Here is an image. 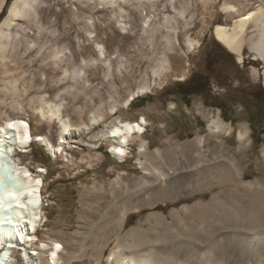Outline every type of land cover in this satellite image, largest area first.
<instances>
[{"label":"rangeland","instance_id":"obj_1","mask_svg":"<svg viewBox=\"0 0 264 264\" xmlns=\"http://www.w3.org/2000/svg\"><path fill=\"white\" fill-rule=\"evenodd\" d=\"M12 2L5 0L0 24ZM257 3L46 0L41 4L40 21L52 25L54 20L56 44L65 48L63 62L57 64L48 56L54 39L45 42L41 51L38 46L10 47L9 55L0 61V123L8 117H24L34 134L56 144L60 123L43 117L36 108L39 104L59 105L74 125L87 124L97 114L104 120L89 133L77 135L56 156L37 141L26 152L16 154L30 168L43 169L41 194L46 217L37 228L36 245L38 239L60 242V264L71 252L75 254L72 264H114L107 258L120 246L127 252L153 250L162 256L173 249V257L183 258L182 243L201 241L192 229L199 224L196 202L214 198L219 203L224 199L217 210L221 213L239 201L240 192L247 198L236 204L248 208L249 198L256 199L258 190L246 182L259 179L264 184V61L244 44L239 62L217 40L214 30L217 24H233V16L224 12L223 4L235 5L245 13ZM253 29L249 28V35L256 32ZM142 87L148 91L136 94L124 106L130 94ZM113 106L117 107L115 112ZM217 115L232 126L231 135L215 138L209 131L208 121ZM142 117L146 119L145 131L129 142L126 156L118 158L102 131L119 120ZM241 124L248 126L245 148L237 139ZM198 136L204 139L201 156H197L198 146L193 141ZM142 143L145 154L139 153ZM220 147L235 155L245 173L244 186L232 195L227 183L219 182L217 164L223 159H215L214 150ZM149 152L156 154L157 164L174 159L181 164L167 190L153 191L151 199L150 191H143L139 199L126 200L128 211L120 226L117 217L127 195L117 190L121 183L132 186L145 176L140 161H151ZM198 157L205 162H199ZM129 230H134L137 241L124 246ZM218 254L226 256L218 259L219 264H245L238 256L233 259L228 249ZM15 255L16 260L20 258ZM37 256L40 264L48 263V251ZM18 260L13 264H21Z\"/></svg>","mask_w":264,"mask_h":264},{"label":"bare ground","instance_id":"obj_2","mask_svg":"<svg viewBox=\"0 0 264 264\" xmlns=\"http://www.w3.org/2000/svg\"><path fill=\"white\" fill-rule=\"evenodd\" d=\"M101 1L104 2L106 0ZM256 1L258 2L256 8L245 13L241 12V9L235 5L223 4L222 9L224 12L228 16H233V24H217L215 26V37L233 53L239 62L243 59L242 50L244 44H247L264 61V0ZM4 2L5 0H0V11ZM45 2L46 0H13L9 13L0 24V61L9 55V48L14 45H25L26 48L38 46L39 51H41L45 42L53 41L54 39L55 45L52 46L48 56L52 57L57 64L63 62V56L65 54L63 50L65 48L58 47L56 44L58 31L55 23H53L54 20L51 19L52 25L43 24L40 21L41 4ZM251 26H253V30L256 32L249 35L248 30ZM41 41L42 43H40ZM190 43H193L192 40H190ZM103 52L102 50L101 53ZM13 88L15 90L16 86L12 85ZM147 88L142 87L137 92H132L126 99L124 106H128L138 94L147 92ZM36 108H38L43 117L49 120L56 119L60 123L61 130L59 140L56 144H53L44 135L34 134L29 122L24 117H8L3 123H0V155L3 158L2 162L8 165L10 174L17 180L16 187L11 188L8 186L0 194V198L2 196L7 197L3 202V205L7 208L0 213V264H13L14 261L19 263L18 259H20L21 264H40V261L38 262L39 256L37 255L47 251V264L62 263L60 254L63 253V246L60 242L55 240L46 242L45 240L38 239L39 243L36 245L37 228L46 217L42 210L43 198L41 188L43 184V169L30 168L20 162L16 158V154L18 152H26L27 147L33 141H37L44 145L52 156H56L65 150L68 143L72 142L77 135L89 133L100 121L104 120L102 114H97L92 116L90 122L87 124L74 125L67 116H64L59 105L39 104ZM112 109V112H115L117 107L113 106ZM17 121L26 123L28 127H24L21 123H16ZM208 122V129L215 135V138L216 136L229 135L232 132V126L227 121H224L220 115L210 117ZM145 124L146 119L144 117L141 120H119L117 123L110 124L105 131H102L101 135L106 140L111 141L112 153L118 158H124L127 154V145L143 134ZM202 136H198L193 140L198 146V149L195 150L198 154L197 156L203 155L201 146L204 143V139ZM237 139L239 145H241L240 147L245 148L247 146L249 138L248 126L246 124L240 125L237 130ZM140 145L142 147L139 153H147L144 143ZM117 149L120 151H117ZM149 155H152L150 157L151 161H140L145 176L139 178L132 186L121 183L119 185L120 189H116L117 191L122 190V193H126L127 195L123 199V202H121L123 204L122 211L119 217H117V223L120 226L123 224L128 211V205L125 203L126 200L132 197L139 199V193H143V191H150L149 199H151V194L156 190H167L170 188L171 178L177 173L179 168L177 166L181 164L176 159L168 164L164 162L157 164L154 162V159L156 160L157 158L156 154L150 153ZM214 155L216 156L214 157L215 159H223L217 164V167L220 169L219 174L221 175L219 182L221 184L227 183L226 186L229 187L231 195L233 192L237 193L239 186H244L245 184L243 182L245 173L240 170L237 158L235 155L222 150L221 147L214 150ZM199 158L201 157H198L199 162H205V160ZM215 171L218 172L217 169ZM232 173H234V179ZM36 180H39L40 183L37 184ZM228 182H230L229 185ZM246 183L250 187L255 186V189L257 187L258 190L257 193L254 189L256 199L249 198L250 201L246 204L248 206L247 209L245 207H239L236 204L242 198L246 197L243 194H239L240 192L237 194L239 201H236L233 205H229V208L226 207L227 209L224 208L221 213H218L217 210L220 206L219 203L223 202L224 199L219 203L213 198L212 201L210 200L211 202L203 203L199 201L194 204L200 207L197 210L198 215H200L199 224H196L192 229L199 234L201 241L198 242V239V241L189 239L182 243L181 246H183L182 249L185 257H173V249L171 251L168 250L167 256H162V254L160 255L161 252L157 254V251L154 252L153 250H147L146 252H140L138 250L127 252L124 247L120 246L109 253L107 262H113L114 264H219L222 262H219L218 259H224L226 256L223 254L220 256L218 252L221 251L224 253L228 249L233 259H235V256H238L245 264H264V202L262 200L264 198V187H262L264 184L259 179ZM234 199L237 200L236 198ZM137 203L140 204L141 202L139 201ZM209 214L212 217L210 219ZM187 227L190 228V225ZM133 231L129 230L126 233L125 236L128 237V240L123 241L124 246L134 245L137 241L133 237ZM15 253H18L20 257L17 260ZM74 256L75 254L73 252L67 254V260L63 264H72L71 258Z\"/></svg>","mask_w":264,"mask_h":264},{"label":"water","instance_id":"obj_3","mask_svg":"<svg viewBox=\"0 0 264 264\" xmlns=\"http://www.w3.org/2000/svg\"><path fill=\"white\" fill-rule=\"evenodd\" d=\"M2 156L0 155V194L9 186L11 188L16 187L17 180L10 174V169L5 162H2ZM10 196V195H9ZM6 196L0 198V213L6 210V206L3 205Z\"/></svg>","mask_w":264,"mask_h":264},{"label":"snow or ice","instance_id":"obj_4","mask_svg":"<svg viewBox=\"0 0 264 264\" xmlns=\"http://www.w3.org/2000/svg\"><path fill=\"white\" fill-rule=\"evenodd\" d=\"M16 123H21V124H23L24 127H28V125L26 123L22 122V121H17ZM117 151H120V150L117 149ZM36 183L39 184L40 181L39 180H36Z\"/></svg>","mask_w":264,"mask_h":264}]
</instances>
